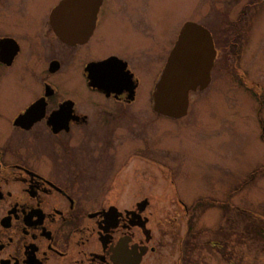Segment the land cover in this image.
Returning <instances> with one entry per match:
<instances>
[{
    "label": "flooded vegetation",
    "instance_id": "obj_1",
    "mask_svg": "<svg viewBox=\"0 0 264 264\" xmlns=\"http://www.w3.org/2000/svg\"><path fill=\"white\" fill-rule=\"evenodd\" d=\"M44 1L0 0V264H203L206 249L236 264L219 239L236 221L234 176L217 197H181L177 152L154 133L152 95L182 27L199 24L215 50L210 81L190 92L184 117L170 120L187 117L191 98L208 88L219 96L223 70L246 96L244 109L257 106L264 141V70L254 55L264 57V0L218 1L209 25L186 16L153 77L154 0H102L90 36L73 43L51 27L62 0ZM104 24L120 26L135 46L96 54L94 45L113 40L101 35Z\"/></svg>",
    "mask_w": 264,
    "mask_h": 264
},
{
    "label": "rangeland",
    "instance_id": "obj_2",
    "mask_svg": "<svg viewBox=\"0 0 264 264\" xmlns=\"http://www.w3.org/2000/svg\"><path fill=\"white\" fill-rule=\"evenodd\" d=\"M218 1L219 4L224 3L223 0H154L155 15L160 20V27H157L159 30L155 33V43L152 44L154 61L147 71V77L155 76L161 63L162 48H167L168 44L176 39L183 19L188 16L187 19H195L209 25L211 10ZM230 1L233 5L234 1ZM49 3L48 0L43 2L44 5ZM52 3L53 1L50 4ZM119 28L120 30H117L118 27L111 24L100 27L101 35L108 34L105 39L113 40L107 44L94 45L96 54L114 49L128 51L129 47L132 49L135 46L134 41L128 40L129 37L122 36V29L120 26ZM254 55L261 61V65L260 61L257 65L264 70V57L255 53ZM216 84L219 85V96L213 94L211 88L200 95H194L191 98L192 103L194 102L193 110L182 120L174 122L162 116L157 117L158 121L154 125L156 139L159 144L169 139L170 146L177 152L176 159L172 161L177 165L178 179H174L177 180V191L181 197L188 200L200 194L217 197L221 191L219 183L233 175V186L236 190L234 201L238 212L246 214L249 211H257L264 219V170L259 171L264 167V141L260 138L262 130L256 118L257 106L244 109L249 105L246 96L229 84L227 74L223 70L216 73ZM262 118L264 129V111ZM143 130L145 134L150 133L147 127ZM143 130L140 127V132L144 133ZM255 171L259 173L254 174ZM157 178L161 176L157 174ZM159 181L155 197L163 201L169 190L164 189L165 183L162 179ZM245 182L247 183L244 186ZM245 214L241 217L237 213L234 229L228 232L226 228L223 232L226 238L220 236L219 239L225 242L228 240L230 249H234L231 258L236 264H264V238L248 232L252 231V227L264 229V225H254L250 215ZM201 224L204 229L210 228L207 226L208 222L202 221L199 225ZM208 233L201 241L212 239L213 234ZM202 256L203 264H227L213 250L206 249Z\"/></svg>",
    "mask_w": 264,
    "mask_h": 264
},
{
    "label": "water",
    "instance_id": "obj_3",
    "mask_svg": "<svg viewBox=\"0 0 264 264\" xmlns=\"http://www.w3.org/2000/svg\"><path fill=\"white\" fill-rule=\"evenodd\" d=\"M101 1L62 0L51 15L54 34L66 43L87 39L94 29ZM214 58L209 31L196 23L185 24L155 84V112L172 119L185 116L190 92L208 85Z\"/></svg>",
    "mask_w": 264,
    "mask_h": 264
},
{
    "label": "trees",
    "instance_id": "obj_4",
    "mask_svg": "<svg viewBox=\"0 0 264 264\" xmlns=\"http://www.w3.org/2000/svg\"><path fill=\"white\" fill-rule=\"evenodd\" d=\"M238 214H240L241 217H242V215H243V213H240V212H239ZM240 215H239V216H240ZM252 223H253L254 225L257 224V226H258V224H259V222H254V221H252ZM255 229H256V228L252 227V229H250V230L255 231ZM248 232H250V231H248Z\"/></svg>",
    "mask_w": 264,
    "mask_h": 264
}]
</instances>
